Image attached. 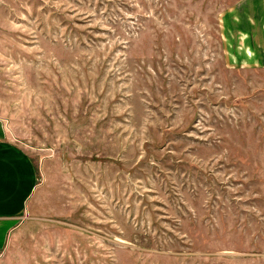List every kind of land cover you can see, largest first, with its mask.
<instances>
[{
    "label": "rangeland",
    "instance_id": "obj_1",
    "mask_svg": "<svg viewBox=\"0 0 264 264\" xmlns=\"http://www.w3.org/2000/svg\"><path fill=\"white\" fill-rule=\"evenodd\" d=\"M255 15L264 0H0V120L38 168L2 263L264 264Z\"/></svg>",
    "mask_w": 264,
    "mask_h": 264
},
{
    "label": "crops",
    "instance_id": "obj_2",
    "mask_svg": "<svg viewBox=\"0 0 264 264\" xmlns=\"http://www.w3.org/2000/svg\"><path fill=\"white\" fill-rule=\"evenodd\" d=\"M254 23L264 31L262 15H255ZM37 186L36 163L28 152L6 137L0 120V255L19 228Z\"/></svg>",
    "mask_w": 264,
    "mask_h": 264
}]
</instances>
